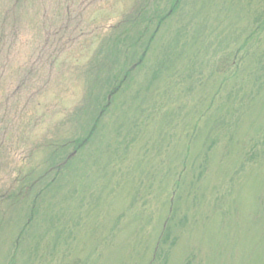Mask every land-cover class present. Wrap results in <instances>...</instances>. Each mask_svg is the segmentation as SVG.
<instances>
[{
    "label": "rangeland",
    "instance_id": "obj_1",
    "mask_svg": "<svg viewBox=\"0 0 264 264\" xmlns=\"http://www.w3.org/2000/svg\"><path fill=\"white\" fill-rule=\"evenodd\" d=\"M256 2L264 9V0H0V264H264V82L258 92L243 74L255 63L264 79V32L222 77L201 64L226 38L232 51L241 45L258 22L259 6L245 4ZM128 38L156 49L203 38L210 49L146 91L137 116L130 99L150 83L148 55L96 140L62 150L83 136L77 120L105 84L101 74L93 81L99 65L124 62L114 42ZM212 125L229 130L220 137ZM54 158L67 167L41 181ZM33 205L37 217L20 235Z\"/></svg>",
    "mask_w": 264,
    "mask_h": 264
},
{
    "label": "trees",
    "instance_id": "obj_2",
    "mask_svg": "<svg viewBox=\"0 0 264 264\" xmlns=\"http://www.w3.org/2000/svg\"><path fill=\"white\" fill-rule=\"evenodd\" d=\"M211 1V0H210ZM250 2L252 0H249ZM177 2V1H176ZM211 3V2H210ZM262 3V2H259ZM259 3L256 2V4H245V10L249 9L252 11H254V8L259 6ZM178 4H176L177 6ZM263 5V4H262ZM257 12V16H256V20L258 21L256 23H249L246 28L244 29V34L242 39H238V41H241L244 39V41L241 43L240 46H237L235 48V50L232 51V49L230 50V48L232 47V42L234 41H227L228 38H226V40L224 42L220 43V47L219 49H213L212 51L213 54H211L210 57L206 58V61H204L203 63H201L202 65L204 64V67L206 65H208L210 62L213 63V70L214 73L216 75V78L222 77L224 74L227 73V68L230 67H234V59L236 56V53L239 51H243L245 49V46L248 45L249 43L252 42L253 38H259V34H261L260 32H264V9L261 8L260 6L256 9ZM145 17H143L144 19ZM141 19V18H140ZM148 22H151L152 18H145ZM144 19V20H145ZM127 19L125 20V22L127 23ZM129 22V21H128ZM129 24H132L129 22ZM132 26V25H131ZM126 29H124L122 32H120L119 36L123 35ZM131 39V40H130ZM128 38V40L126 42H119L118 40L116 42H114V46L115 49H120L119 51V55H122L124 57V62L123 60H117V58L115 57L114 59H112V67H109V65H104L102 64L101 66L99 65V69H97V71L95 72V79L93 80L95 83L96 81H99V76L101 74V76L103 77V79L101 80L100 84H104L101 85V92L99 90L98 95L96 96V105L93 109H88V111H86V109H82V114L87 116L88 118H84V120L78 119L77 120V126H81V128L83 127V136L82 137H76L74 139H71L69 142H66L64 145H62V150H67V148L69 147H74L75 150H79L82 149L84 147H86L87 144H89V142H93L94 140H96L95 138L97 137V132L99 133V126L100 123L103 119V117L105 115H110L112 113L113 110V100L117 99L120 97V99H125L127 100L129 98V96H131V88L133 86V84H131V80L136 82V80L133 77V73L140 69L141 67L144 66L146 60L148 59V57L150 55L155 56V60L156 64L153 66L152 68L154 69L153 71V75L152 78L150 80L149 85H147L146 88L143 89V92L140 89V86H137V88L139 89L138 92H136L135 96H132L130 100H132L134 103H136L135 107L133 108L136 115L141 111L143 112V105L146 103L147 101V95H146V91L148 92L151 88H154L155 86H159L162 81L163 82H169V78H171L172 73L177 72L178 70H180L182 67H185L186 62L194 60V57L196 58H200L201 60V55L200 53H202V48L204 47V39L203 38H175V43L173 44L172 42H170L169 40L165 42V40H163L161 42V44L159 45V49H156L157 47V43H153V41L148 44V40L146 39L144 40L142 38ZM130 40V44L127 45V42ZM111 42V39H107L106 44L108 42ZM148 41V42H147ZM184 41V42H183ZM249 41V42H248ZM143 42V44L140 46V48L136 51L137 46H139L141 43ZM183 42V43H182ZM236 44V43H235ZM132 46L134 48L133 52L128 51V47ZM143 49L141 52V56L139 55V50ZM203 53H208L210 47H204L203 48ZM219 50V51H217ZM201 51V52H200ZM227 51V52H225ZM237 51V52H236ZM130 54V55H128ZM187 54V55H185ZM190 54H192V56L190 57ZM128 56L129 58H126L125 56ZM149 55V56H148ZM176 55V57H175ZM148 56V57H147ZM147 57V58H146ZM240 57V55H239ZM191 58V59H190ZM245 57L239 58V60H244ZM130 61V63H129ZM153 61V62H154ZM133 62V63H132ZM132 63V64H131ZM200 63V61H194V63H190V68L193 71L195 68H199L197 65ZM242 64V62H240ZM101 64V63H100ZM131 64V68H128V66ZM255 64V63H254ZM254 64H251L249 62L247 68L244 67L243 65V74L245 73V76H247L249 79H251V87L254 86H261L260 89L258 90L261 91L262 87H263V82L264 79L260 78L261 76H259L258 71H256L255 75H254V68H252V66H254ZM260 64L262 65H258V70L262 69L264 71V48L263 51L261 53L260 56ZM110 65V66H111ZM134 66V68L132 67ZM109 67V68H108ZM203 68V67H202ZM221 68V69H220ZM220 72H219V71ZM224 72V74H222ZM114 73V74H113ZM113 74V75H112ZM123 76H125L123 78ZM130 80V81H129ZM129 81V82H128ZM94 83V84H95ZM96 85H94L93 87H95ZM92 87V88H93ZM213 90H216L218 92V90L216 88H214ZM154 92V91H151ZM217 92L215 93V95H213V98L217 97ZM257 92V93H258ZM229 98H231V96H229ZM250 103L252 100H254L255 97H250ZM111 100V101H110ZM127 102V101H126ZM130 102V103H133ZM148 102V101H147ZM148 104V103H147ZM93 111V112H92ZM234 111L233 110V106L230 108V110L226 113V116H230L231 112ZM92 112V113H91ZM127 114L125 113V118H127L126 116ZM134 116L135 114L130 113V116ZM138 116V115H137ZM234 117V114H232V118ZM218 121V120H217ZM138 128V127H137ZM232 128V127H231ZM230 128V129H231ZM215 126L212 125L211 128V133H217L218 135H223L222 133L226 134L227 131L229 130L228 127L226 126V129L223 130V132L218 133L215 132ZM233 131V129H231ZM141 132V129H140ZM225 136V135H224ZM72 137V136H71ZM235 137H231L230 141L228 139L225 138V146L227 149H231L233 147V141H234ZM213 143H215L213 141ZM56 158L58 159L60 157V154H55ZM56 158H54L51 162V164H49L48 169L39 177L40 180L42 181L43 178H47V177H52V174L55 175H60L64 168H66L67 163H65L63 165V167H59V165H57V163H54L53 161L57 160ZM209 162L207 161V164ZM210 167L208 165L205 166L204 169V175H206L207 171H209ZM24 182H26L27 184L25 186L22 187V191L19 193V195L21 194V196L26 197V195L23 194V191L25 193H27V191H32L33 190V183L35 181H37L36 178H34V176H31L29 179H26V177L23 179ZM22 181V182H23ZM55 180L53 179V181L50 180V183L47 185L48 188H53L54 186H52V183ZM39 197H37L38 200ZM38 212V207H36V205H33L30 207L28 214L26 215V221L23 224L22 230L20 232V235H22V233L26 230H24V227L26 226L27 228L32 224V222L35 220V216ZM37 217V216H36ZM168 230V229H167Z\"/></svg>",
    "mask_w": 264,
    "mask_h": 264
}]
</instances>
